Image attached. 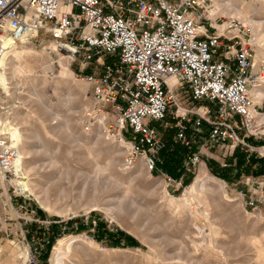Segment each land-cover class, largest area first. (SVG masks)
Returning a JSON list of instances; mask_svg holds the SVG:
<instances>
[{"label":"rangeland","instance_id":"374dc122","mask_svg":"<svg viewBox=\"0 0 264 264\" xmlns=\"http://www.w3.org/2000/svg\"><path fill=\"white\" fill-rule=\"evenodd\" d=\"M215 4L222 17L257 23L253 30L262 48L255 60L264 77V0ZM17 48L33 58L22 59L27 73L14 72L9 61L0 70V126L23 156L29 200L0 181V264H25L48 232L39 264H264V135L249 139L253 150L242 151L240 160L215 149L196 172L171 176L183 178L182 185L159 172L151 175L142 159L128 169L126 147L104 123L87 118L94 102L89 85L75 77L76 67L60 62L40 41ZM259 90L264 114V80ZM152 126L167 142L164 162L175 148V128ZM209 130L205 125L202 137ZM251 155L259 160L238 176L232 172L224 180L211 171L215 163L235 169ZM201 174L207 182L189 192ZM24 201L40 221L60 223L48 229L25 223L29 213L19 206Z\"/></svg>","mask_w":264,"mask_h":264},{"label":"built area","instance_id":"2783aa9c","mask_svg":"<svg viewBox=\"0 0 264 264\" xmlns=\"http://www.w3.org/2000/svg\"><path fill=\"white\" fill-rule=\"evenodd\" d=\"M34 41L76 67L75 77L89 85L94 102L87 118L102 120L128 145V169L142 159L151 175L182 185L183 178L159 169L167 142L153 123L175 128L174 142L190 150L187 173L215 149L224 158L237 149L251 152L249 139L264 135L263 112L252 96L264 80L254 30L222 17L212 0H0V70L9 50ZM205 125L210 130L202 137ZM22 162L0 126V181L27 201ZM26 201L19 205L29 213L25 223L47 229L60 223L40 221ZM51 236L33 244L25 264H39Z\"/></svg>","mask_w":264,"mask_h":264},{"label":"trees","instance_id":"16d2710c","mask_svg":"<svg viewBox=\"0 0 264 264\" xmlns=\"http://www.w3.org/2000/svg\"><path fill=\"white\" fill-rule=\"evenodd\" d=\"M174 147L175 148L172 151V155H169L167 158L164 157V162L159 163V165L162 166V169H164V172L167 173L168 175H170L174 178H179L180 175H182L184 172L185 159H183L182 157H184L185 153L190 154V150L183 147L182 145H180L178 143H175V142H174ZM166 151H167V149L164 150L161 153V155L162 156L166 155V153H167ZM241 154H242V151L240 149H237L235 154H234V157H236L237 160H240ZM255 158H256L255 156L251 155L249 157V159H241L242 165H239V163H237V165H236L238 170H237V168L233 169L232 167H231L232 169H229L228 167L227 168H221V166L219 164L215 163V165H217V166L215 168L212 167L211 171L215 176L222 178L224 180H228V177L232 174V172H236V176H238V174L243 172V170L249 168L248 164H251V166L254 165L256 163L255 161L259 160V159H255ZM229 161H231V160H229ZM260 162L263 163V167L261 169H263V171H264V160H262Z\"/></svg>","mask_w":264,"mask_h":264},{"label":"bare ground","instance_id":"6f19581e","mask_svg":"<svg viewBox=\"0 0 264 264\" xmlns=\"http://www.w3.org/2000/svg\"><path fill=\"white\" fill-rule=\"evenodd\" d=\"M213 1V5L215 6L216 4V0H212ZM228 10H230V11H235V12H237V13H239V9H237L235 6H233V5H227V6H225ZM225 7H224V9H225ZM218 12L220 13V11L218 10ZM220 15H221V13H220ZM222 16V15H221ZM238 19V18H237ZM240 20V19H239ZM259 23V22H258ZM245 24L246 25H249V26H251L252 28L254 27V24H257L256 22H254L253 20H251L250 18H247L246 17V20H245ZM260 42H262V39L261 38H259V36L256 34L255 35V45H256V48L257 49H259V50H261V48H262V46H261V43ZM18 46H16V47H14L13 49H11V50H9V52H8V54H7V58H6V60L3 62V65H4V63L5 62H10L11 63V65L12 66H14V72H20V73H27L26 72V70H24V66L25 65H23L22 64V59L24 60V61H26V59H32L33 57L31 56V55H29V54H23V53H21V50H19V48H17ZM61 61L60 62H63V61H66V60H64V59H60ZM68 61V60H67ZM69 62V61H68ZM17 64H19V65H17ZM24 75V74H23ZM264 79V78H263ZM82 81V80H81ZM85 82V81H84ZM172 83H173V81H172ZM263 86V85H262ZM261 86V87H262ZM261 87H259V88H255V89H253L252 90V96H253V99H254V101H255V103L257 104V100L261 97V96H263V94H262V92L259 90ZM260 121H261V123H264V114H262L261 116H260ZM100 123H102L103 124V121L102 120H100ZM4 130V129H3ZM13 135L15 136V138H17V140L19 141V138H20V134L18 133V131L17 130H15V132L13 133ZM15 140V139H14ZM15 144H17L16 142H15ZM123 146H125V147H128V145H124L123 144ZM20 153V155H21V157H22V159H23V156H22V154H21V152H19ZM22 165H23V167H24V160H23V163H22ZM1 182H4V181H1ZM205 182H207V180H206V177H205V175H203V174H201V176H199V178L195 181V183L189 188V192H194V191H196L197 189H198V187L200 188V186H202V188H203V185H204V183ZM5 183V182H4ZM6 184V183H5Z\"/></svg>","mask_w":264,"mask_h":264},{"label":"crops","instance_id":"0c3cea01","mask_svg":"<svg viewBox=\"0 0 264 264\" xmlns=\"http://www.w3.org/2000/svg\"><path fill=\"white\" fill-rule=\"evenodd\" d=\"M207 160V159H206ZM208 161V160H207Z\"/></svg>","mask_w":264,"mask_h":264}]
</instances>
